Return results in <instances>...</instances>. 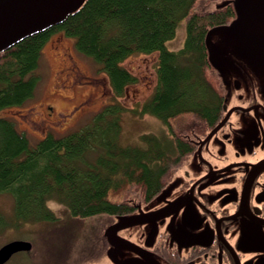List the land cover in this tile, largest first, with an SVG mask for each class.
<instances>
[{
  "label": "trees",
  "instance_id": "obj_1",
  "mask_svg": "<svg viewBox=\"0 0 264 264\" xmlns=\"http://www.w3.org/2000/svg\"><path fill=\"white\" fill-rule=\"evenodd\" d=\"M202 1L87 0L62 23L0 52V112L35 96L43 47L56 31L99 64L118 97L137 81L123 62L157 54L155 89L134 112L167 127L165 136L145 134L141 144L123 145L126 109L114 104L82 129L49 134L33 146L14 122L0 117V196H13L15 214L11 221L0 212V233L25 222L58 220L50 202L65 206L72 222L112 217L130 212L131 200L149 201L166 187L193 150L187 138L213 127L222 106L223 88L207 76L205 37L210 28L230 23L235 11L230 4L203 12ZM181 24L184 45L170 50L167 43Z\"/></svg>",
  "mask_w": 264,
  "mask_h": 264
},
{
  "label": "flooded vegetation",
  "instance_id": "obj_2",
  "mask_svg": "<svg viewBox=\"0 0 264 264\" xmlns=\"http://www.w3.org/2000/svg\"><path fill=\"white\" fill-rule=\"evenodd\" d=\"M207 76L223 88L216 124L187 138L193 150L173 172L168 184L176 185L164 200L152 205L162 190L149 201L133 200L131 211L123 214L177 203L167 217L119 232L147 253L150 264H264V82L250 68H239L225 109L227 91L219 74L209 65ZM46 109L51 116L52 107ZM117 216L122 215L112 217ZM154 225L157 235L151 241Z\"/></svg>",
  "mask_w": 264,
  "mask_h": 264
},
{
  "label": "rangeland",
  "instance_id": "obj_3",
  "mask_svg": "<svg viewBox=\"0 0 264 264\" xmlns=\"http://www.w3.org/2000/svg\"><path fill=\"white\" fill-rule=\"evenodd\" d=\"M223 1L203 0L201 11L213 10ZM184 41L185 26L181 24L176 37L167 46L177 51L183 47ZM156 61L157 54L134 55L125 60L123 66L137 81L127 88L124 96L118 97L99 64L78 51L73 38L56 31L43 47L38 68L41 81L35 96L23 105L5 109L0 112V117L14 122L17 130L24 133L34 146L49 134L60 137L78 131L106 106L121 104L126 109L121 121L123 145L141 144L140 137L145 134L165 136L167 127L163 121L150 114L134 112L155 89ZM76 73L79 76L74 77ZM48 105L52 107L51 116L46 109ZM76 107L79 108L74 114L64 117ZM49 206L58 220L25 222L1 231L0 248L17 240L32 243L30 251L13 255L5 264H111L106 254L109 246L104 232L115 221L113 217L104 215L72 222L65 206L55 202H50ZM0 212L7 220L15 219L11 194L0 196Z\"/></svg>",
  "mask_w": 264,
  "mask_h": 264
},
{
  "label": "water",
  "instance_id": "obj_4",
  "mask_svg": "<svg viewBox=\"0 0 264 264\" xmlns=\"http://www.w3.org/2000/svg\"><path fill=\"white\" fill-rule=\"evenodd\" d=\"M87 0H0V52L23 38L62 23L70 14L80 10ZM232 4L236 17L229 23L209 29L205 37L208 63L219 74L227 91L224 107L231 95L232 78L242 66L250 68L264 82V0H225L215 8ZM229 114L206 137L209 140L220 129ZM204 141V142H205ZM176 182L169 183L152 205H157L171 193ZM153 212L140 210L132 215L115 217L104 232L109 248L107 258L111 264H150L147 253L121 236L119 232L167 217L176 206ZM157 235L156 227L149 232L151 241ZM151 245V244H150ZM29 241H11L0 248V264L8 262L13 255L30 251ZM126 251L137 257H129Z\"/></svg>",
  "mask_w": 264,
  "mask_h": 264
}]
</instances>
